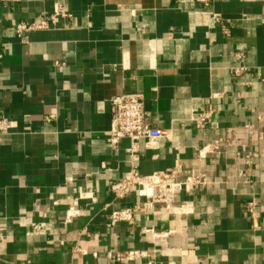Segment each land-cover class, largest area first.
Wrapping results in <instances>:
<instances>
[{"label":"crops","instance_id":"crops-1","mask_svg":"<svg viewBox=\"0 0 264 264\" xmlns=\"http://www.w3.org/2000/svg\"><path fill=\"white\" fill-rule=\"evenodd\" d=\"M56 5L66 17L18 38ZM0 53V264H264V0H0ZM132 93L170 135L141 144L140 174L205 184L112 224L146 195L110 191L131 169L129 140L107 143L110 101ZM42 222L49 233L28 237ZM128 252L140 257L117 260Z\"/></svg>","mask_w":264,"mask_h":264},{"label":"built area","instance_id":"built-area-1","mask_svg":"<svg viewBox=\"0 0 264 264\" xmlns=\"http://www.w3.org/2000/svg\"><path fill=\"white\" fill-rule=\"evenodd\" d=\"M197 4L209 7L215 0H194ZM65 8L62 5H56L54 14L47 20H42L38 24H19L16 27V34L22 41L26 40V34L35 30H42L48 28L50 25H56L60 18L66 17ZM208 22L222 23L223 19L221 15L216 13L207 14ZM225 33L229 35V32L225 30ZM0 59L2 54L0 53ZM237 59L243 61L242 54L237 55ZM247 71L245 67L236 68L234 75L239 77ZM111 105V128L107 132V143L112 149H117L121 140L128 139L130 142L129 148L126 150L130 159L131 169L128 176L118 183H113L110 186V191L116 200H122L132 194H146L144 201L137 202L133 207L120 211H115L110 215V222L117 224L119 222L132 223L135 215L146 213L158 204H165L170 207L174 203L175 194L182 188H198L205 184L204 181L195 179H187L184 183H178L175 181V173L171 175H154L152 177H143L135 161L140 153V147L142 143L145 146L156 144L160 140L169 138L168 131L154 128L148 123L144 110V96L140 93L126 94L119 97H115L110 101ZM214 110L209 109L203 112H193L191 121L194 122L197 128L205 127L213 116ZM52 116L46 119V122H51ZM11 129L10 122L5 119L0 120V134L9 132ZM230 146L229 142L217 141L210 148L212 152L220 151L224 147ZM251 162L248 161L247 165ZM257 202L252 201L246 205V212L252 219L257 214ZM78 215V212L71 207L67 211V221H71ZM50 228L44 222L33 224L27 231L28 237L45 236L49 233ZM8 229L0 227V240L5 239ZM140 255L135 252H128L123 255H118L117 260L123 259L132 261L139 258Z\"/></svg>","mask_w":264,"mask_h":264}]
</instances>
